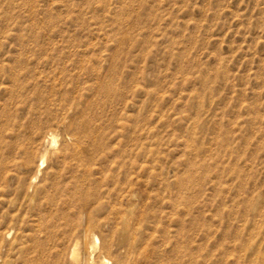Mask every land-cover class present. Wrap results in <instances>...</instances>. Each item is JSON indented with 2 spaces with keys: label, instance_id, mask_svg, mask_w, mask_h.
Segmentation results:
<instances>
[{
  "label": "rangeland",
  "instance_id": "obj_1",
  "mask_svg": "<svg viewBox=\"0 0 264 264\" xmlns=\"http://www.w3.org/2000/svg\"><path fill=\"white\" fill-rule=\"evenodd\" d=\"M103 258L264 264V0H0V264Z\"/></svg>",
  "mask_w": 264,
  "mask_h": 264
},
{
  "label": "bare ground",
  "instance_id": "obj_2",
  "mask_svg": "<svg viewBox=\"0 0 264 264\" xmlns=\"http://www.w3.org/2000/svg\"><path fill=\"white\" fill-rule=\"evenodd\" d=\"M49 139H50V142L53 144V143H56V141H57V139H56V135L55 134H53V133H49V137H48ZM51 144V145H52ZM43 162H44V156L42 155L41 156V159H40V161H39V165H41V167L43 166ZM44 194V193H43ZM94 236V239H92V241L90 242V246H88V247H90V250H91V252H90V254H91V256L90 257H88V258H90L89 260H92L93 258H92V256H93V252H95V250H96V248H97V245H96V243L97 242H95L96 241V237H95V235H93ZM75 245H77V244H75L74 243V246ZM73 249H74V247H73ZM89 251V250H88ZM78 252V251H77ZM89 254V255H90ZM79 255V254H78ZM77 255V256H78ZM99 257V256H98ZM100 258V257H99ZM106 258H103V260H100V261H102V262H100L101 264H104V262L106 261L105 260ZM77 261H79V257H78V260L76 259V263H77ZM81 261H82V258H81ZM119 260H117L116 262H118ZM119 263V262H118ZM80 264V263H79ZM81 264H83V263H81ZM117 264V263H116Z\"/></svg>",
  "mask_w": 264,
  "mask_h": 264
}]
</instances>
